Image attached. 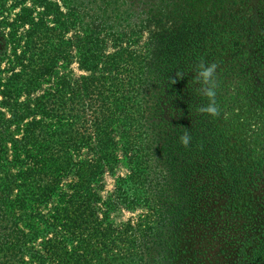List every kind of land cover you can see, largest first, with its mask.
Listing matches in <instances>:
<instances>
[{
	"label": "trees",
	"instance_id": "16d2710c",
	"mask_svg": "<svg viewBox=\"0 0 264 264\" xmlns=\"http://www.w3.org/2000/svg\"><path fill=\"white\" fill-rule=\"evenodd\" d=\"M7 1L0 264H264V0Z\"/></svg>",
	"mask_w": 264,
	"mask_h": 264
},
{
	"label": "rangeland",
	"instance_id": "374dc122",
	"mask_svg": "<svg viewBox=\"0 0 264 264\" xmlns=\"http://www.w3.org/2000/svg\"><path fill=\"white\" fill-rule=\"evenodd\" d=\"M37 0H27L26 4L28 6L36 7ZM13 3H15V0H8L6 4V11L4 12V15H9L10 18H13L17 11L20 10V5L13 7ZM10 7V9H9ZM62 72V70H60ZM67 73L70 75L79 74L80 70L78 69V64L73 63L70 65L69 68L66 69ZM129 172V166L124 158L121 159V161L118 163L117 167L114 171H108L103 176L102 180L100 181V194L104 199L108 198L110 195H112L115 192L116 184L118 182V179L120 176H125ZM56 200L53 201L55 203ZM144 211L143 207H136L134 209H128L124 207H118L113 209L111 213V218L113 221L120 223L123 221H127L130 218H136L139 216L141 212Z\"/></svg>",
	"mask_w": 264,
	"mask_h": 264
},
{
	"label": "clouds",
	"instance_id": "9594fccd",
	"mask_svg": "<svg viewBox=\"0 0 264 264\" xmlns=\"http://www.w3.org/2000/svg\"><path fill=\"white\" fill-rule=\"evenodd\" d=\"M205 75H207V72L205 73Z\"/></svg>",
	"mask_w": 264,
	"mask_h": 264
}]
</instances>
